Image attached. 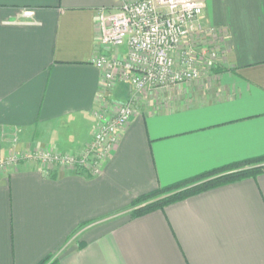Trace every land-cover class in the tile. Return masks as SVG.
<instances>
[{"label":"crops","instance_id":"0c3cea01","mask_svg":"<svg viewBox=\"0 0 264 264\" xmlns=\"http://www.w3.org/2000/svg\"><path fill=\"white\" fill-rule=\"evenodd\" d=\"M220 42L213 76L138 96L94 176L24 162L0 172V264H264V173L141 216L136 200L264 156V0H204ZM120 0H0V158L82 151L101 73L125 56L99 44ZM132 97L116 84L110 103Z\"/></svg>","mask_w":264,"mask_h":264},{"label":"built area","instance_id":"2783aa9c","mask_svg":"<svg viewBox=\"0 0 264 264\" xmlns=\"http://www.w3.org/2000/svg\"><path fill=\"white\" fill-rule=\"evenodd\" d=\"M113 13L98 14L99 44L113 49L126 46L125 56H97L94 67L101 73L96 129L79 155L53 151L14 154L0 158V170L32 160L47 170L67 168L94 176L120 133L134 114L138 96L196 82L201 67H214L221 58L220 42L213 31L199 23L204 0H120ZM129 87L132 97L122 104L110 103L116 84ZM26 159V160H25Z\"/></svg>","mask_w":264,"mask_h":264},{"label":"trees","instance_id":"16d2710c","mask_svg":"<svg viewBox=\"0 0 264 264\" xmlns=\"http://www.w3.org/2000/svg\"><path fill=\"white\" fill-rule=\"evenodd\" d=\"M262 173H264V156L203 174L193 180L159 189L136 200L132 206L131 214L133 216H141L163 209L169 204L183 201L203 191L241 179L256 177ZM50 260L51 258H48L41 264H54Z\"/></svg>","mask_w":264,"mask_h":264},{"label":"rangeland","instance_id":"374dc122","mask_svg":"<svg viewBox=\"0 0 264 264\" xmlns=\"http://www.w3.org/2000/svg\"><path fill=\"white\" fill-rule=\"evenodd\" d=\"M212 70H214V67H211V68H203V67H201V77H200V79H199V81H201V79H203V78H210V77H212L213 76V72H212ZM197 82V81H196ZM192 83H194V82H192ZM189 84H191V83H189ZM189 84H186V85H189ZM172 89V88H171ZM168 90H170V89H168ZM166 91V90H165ZM137 103V102H136ZM91 139V138H90ZM90 141V140H89ZM89 141L86 143V145L89 143ZM39 151H53V150H50V149H42V148H28V149H25V150H21L19 153L20 154H26V156L27 155H30V154H33V153H37V152H39ZM19 153H16V152H12V153H10V154H8V156H6V157H4V158H8V157H10L11 155H14V154H18L19 155ZM62 154H64L63 152H61ZM81 153V151L80 152H77V153H75V155H79ZM68 154H72V153H68ZM74 154V153H73ZM26 160V159H25ZM24 162H32V160H27V161H24L23 160V162L21 161L20 163H19V165L21 164V163H24ZM18 166V165H17ZM64 169H65V167H64ZM10 169H8V170H6V171H9ZM0 172H4L3 170H0Z\"/></svg>","mask_w":264,"mask_h":264}]
</instances>
